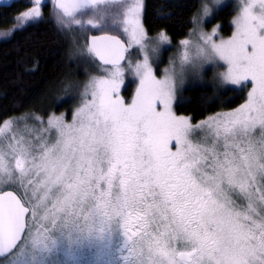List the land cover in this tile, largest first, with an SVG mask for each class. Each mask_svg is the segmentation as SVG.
I'll list each match as a JSON object with an SVG mask.
<instances>
[{"label": "snow or ice", "instance_id": "snow-or-ice-1", "mask_svg": "<svg viewBox=\"0 0 264 264\" xmlns=\"http://www.w3.org/2000/svg\"><path fill=\"white\" fill-rule=\"evenodd\" d=\"M30 3L13 32L42 18L45 0ZM54 4L59 26L102 33L86 50L105 75L92 77L71 124L49 118V135L0 127V179L24 189L0 194V264H264V0H243L229 39L201 32L195 60L223 62L219 82L251 90L196 125L173 111L175 72L158 79L147 51L122 64L132 45L146 48L143 0ZM121 29L127 45L109 34ZM158 40L170 43L163 31ZM181 44L182 76L197 65ZM126 71L138 78L130 103Z\"/></svg>", "mask_w": 264, "mask_h": 264}, {"label": "trees", "instance_id": "trees-1", "mask_svg": "<svg viewBox=\"0 0 264 264\" xmlns=\"http://www.w3.org/2000/svg\"><path fill=\"white\" fill-rule=\"evenodd\" d=\"M33 5L30 0L0 4V127L5 121L25 115L47 118L72 112L84 99L92 77L104 75L103 66L87 55L90 35L102 34L87 26V35L70 38L57 24L58 9L43 6L42 18L17 28L16 17ZM199 0H144L143 26L150 35L165 32L170 44H178L194 25ZM90 12L83 19L90 18ZM234 9L226 5L215 11L213 23H219L223 35H229ZM64 32V33H63ZM125 41L122 30L109 32ZM214 66L206 67V80H194L179 89L175 110L194 121L234 109L247 99V89H235L219 82ZM129 97L132 81L125 82ZM7 190V189H5ZM1 191V190H0Z\"/></svg>", "mask_w": 264, "mask_h": 264}, {"label": "rangeland", "instance_id": "rangeland-1", "mask_svg": "<svg viewBox=\"0 0 264 264\" xmlns=\"http://www.w3.org/2000/svg\"><path fill=\"white\" fill-rule=\"evenodd\" d=\"M13 0H0V4H6L10 3ZM200 2V7L199 11L196 14L194 25L192 27V30L189 32V34L181 41L188 40L190 42L189 46V53L190 56L193 58V61L196 63L197 67L193 68L191 64H185L184 65V70H183V75L181 76V57L183 52L185 51L184 46L181 44V41L178 44L172 45L170 43H160L158 40V34L155 35H150L147 32V40L145 41L146 48L145 50H141L139 46L137 45H132L129 48V52L127 53V59L125 62V66L127 64H135L137 62H142L143 57L145 55V51H147L150 59V63L152 64L154 73L156 74L158 79H163L165 77L166 70L169 72H175L176 73V87H175V100H176V95L179 91L180 88L183 86L187 85L188 83L193 82L194 80H200L199 77L202 76V79L206 80V67L208 66H214V69L217 70L218 75L219 73H222L226 70V65L223 64V62L216 61L213 63H208L204 61H197L195 60V53H196V45H202L203 41L200 38L201 32L204 33H211L214 28L218 27V33L216 36L213 37L214 40L219 42L220 39H229L234 31H235V24L233 23L234 19L237 17L240 11L241 4L243 0H199ZM49 3L50 5L54 6V10H57L54 4V0H45V4ZM44 4V5H45ZM207 5L210 9V14L208 16L204 15L203 9L204 6ZM226 5H231L234 9V17L231 22L232 30L229 35H223L222 30H221V25L219 23H213V16L216 10L226 6ZM143 10H144V0H143ZM43 11V7H42ZM86 18L85 20H87ZM142 23H143V12H142ZM87 26L85 25L84 27H81L79 25H69V26H64L65 33L69 34L70 38H76L79 37L81 40L84 39V37L87 35ZM145 29V28H144ZM122 30V29H121ZM146 31V30H145ZM123 32V31H122ZM64 33V32H63ZM124 34V33H123ZM125 35V42L128 43V37L126 34ZM156 48L157 51L153 52L152 49ZM104 66H103V72L105 75L104 71ZM127 79H130L132 81L133 87L131 88V92L129 97H126V93H128V89L126 88V85H124L121 88V93L120 95L124 98L126 103H130L132 97L135 95V90L138 87V78L132 73L131 71H126L125 72V82ZM227 85V84H226ZM229 87L235 88V89H242L246 88L247 89V94L248 91L251 90V85L247 84L245 86H236V85H227ZM90 99V92L87 97L84 95V99L81 101V103L76 107V109L72 112L71 116H67L66 113H61L57 115H51L47 118H39L35 115H25V116H19L16 118H12L8 121H13L16 122L13 124V127H19L20 129H24L27 127V129L31 130V134L33 136L35 135H49V133H41V129L47 128L48 127V120L50 117H62L63 121L67 124H71L73 122V115L76 112V110L82 106V103L84 102L85 99ZM175 100L173 102V111L179 115V116H185L189 117L191 119V122L193 125L199 124L201 121H207L209 117H215L217 114H225L234 111L235 109L239 108L240 106L223 111V112H218L215 114H212L208 116L207 118H203L198 121H194L189 115H184V114H178L175 110ZM247 101V99H246ZM245 101V102H246ZM244 102V103H245ZM243 103V104H244ZM4 125V124H3ZM2 125V127H3ZM206 130L204 131H198L196 133L197 136L202 137L205 135ZM55 134V130H53L52 135ZM173 150H175L173 148ZM5 189H12L16 192H18L20 195L23 194L24 189L19 188L17 185L10 184L7 182H4L3 179H0V190H5ZM30 194V192H29Z\"/></svg>", "mask_w": 264, "mask_h": 264}, {"label": "water", "instance_id": "water-1", "mask_svg": "<svg viewBox=\"0 0 264 264\" xmlns=\"http://www.w3.org/2000/svg\"><path fill=\"white\" fill-rule=\"evenodd\" d=\"M110 34V33H109ZM96 35H101V34H96ZM111 35H114V34H111ZM91 36H93V35H90L89 37H88V40H87V44H88V42H89V40H90V37ZM118 36V35H117ZM120 37V36H119ZM120 39L122 40V41H124L121 37H120ZM125 42V41H124ZM125 44L127 45V43L125 42ZM126 59H127V53H126V58H125V60L124 61H122V64H125V62H126ZM100 65H102L101 64V62L99 61V60H96ZM103 66V65H102ZM105 67V66H104ZM6 191H13V192H16V191H14V190H12V189H8V190H4V191H0V194H2L3 192H6ZM17 193V192H16ZM18 194V193H17ZM19 195V194H18Z\"/></svg>", "mask_w": 264, "mask_h": 264}, {"label": "flooded vegetation", "instance_id": "flooded-vegetation-1", "mask_svg": "<svg viewBox=\"0 0 264 264\" xmlns=\"http://www.w3.org/2000/svg\"><path fill=\"white\" fill-rule=\"evenodd\" d=\"M18 193V192H17ZM19 194V193H18ZM20 195V194H19Z\"/></svg>", "mask_w": 264, "mask_h": 264}]
</instances>
